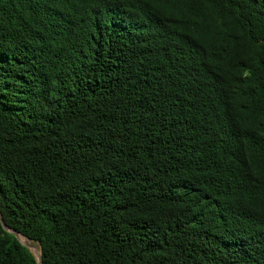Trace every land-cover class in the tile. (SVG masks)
Returning a JSON list of instances; mask_svg holds the SVG:
<instances>
[{"label":"trees","instance_id":"1","mask_svg":"<svg viewBox=\"0 0 264 264\" xmlns=\"http://www.w3.org/2000/svg\"><path fill=\"white\" fill-rule=\"evenodd\" d=\"M0 212L42 264H264V0H0Z\"/></svg>","mask_w":264,"mask_h":264},{"label":"water","instance_id":"2","mask_svg":"<svg viewBox=\"0 0 264 264\" xmlns=\"http://www.w3.org/2000/svg\"><path fill=\"white\" fill-rule=\"evenodd\" d=\"M0 222H1L2 227H3L6 231H8V232L14 234V236L17 238V240H18L21 244H23L25 247H27V248L30 250V252L35 256L36 261H37V264H42L41 248H40L39 243L36 242V243L38 244V246H39V252L37 253V252H35V249H34V248L31 246V244L29 243V242H31V241H33V240L30 239V238H28L26 235L21 234L20 232L14 230V229H12V228H9V227L5 224L1 212H0ZM20 235L23 236L26 240H21V239H20Z\"/></svg>","mask_w":264,"mask_h":264},{"label":"bare ground","instance_id":"3","mask_svg":"<svg viewBox=\"0 0 264 264\" xmlns=\"http://www.w3.org/2000/svg\"><path fill=\"white\" fill-rule=\"evenodd\" d=\"M20 239L21 240H26L23 236L20 235ZM31 244V246L35 249V246L33 245V241L29 242ZM36 252V250H35Z\"/></svg>","mask_w":264,"mask_h":264},{"label":"rangeland","instance_id":"4","mask_svg":"<svg viewBox=\"0 0 264 264\" xmlns=\"http://www.w3.org/2000/svg\"><path fill=\"white\" fill-rule=\"evenodd\" d=\"M33 245L35 246V250L38 253L39 252V246H38V244L33 241Z\"/></svg>","mask_w":264,"mask_h":264}]
</instances>
